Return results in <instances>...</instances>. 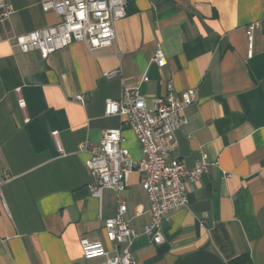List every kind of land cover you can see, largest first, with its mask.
I'll use <instances>...</instances> for the list:
<instances>
[{
	"label": "crops",
	"instance_id": "crops-1",
	"mask_svg": "<svg viewBox=\"0 0 264 264\" xmlns=\"http://www.w3.org/2000/svg\"><path fill=\"white\" fill-rule=\"evenodd\" d=\"M5 1L13 13L0 24V175L11 180L2 186L0 264H104L85 260L79 241L111 250L104 221L120 202L137 233L130 245L137 264H264V25L253 30L250 56L245 34L264 17V0H126L109 47L90 51L76 42L45 59L22 53L12 39L58 17L42 11L45 0ZM157 47L166 59L161 69L151 62ZM112 71L119 73L104 76ZM167 84L177 96L195 90L170 158L190 169L205 154L211 165L186 186L187 206L162 221L156 245L143 234L150 217L141 174L132 171L121 193L103 189L94 197L89 155L77 146L121 128L138 161L134 133L104 115V102L128 87L151 107Z\"/></svg>",
	"mask_w": 264,
	"mask_h": 264
},
{
	"label": "built area",
	"instance_id": "built-area-1",
	"mask_svg": "<svg viewBox=\"0 0 264 264\" xmlns=\"http://www.w3.org/2000/svg\"><path fill=\"white\" fill-rule=\"evenodd\" d=\"M126 0H45L41 4L43 12H53L59 19L55 25L13 37V45L22 53L38 51L42 58L68 47L72 43H85L90 51L109 47L114 39V25L126 16ZM13 9L5 0H0V24L7 21ZM264 25V17L246 27L248 55H251L252 33ZM151 62L161 69L166 65L162 50L157 47ZM119 72L104 73L112 78ZM167 93L153 99L147 107L144 97L136 89L123 87L118 100L106 99L104 115L119 117L131 130L138 142L141 158L134 161L126 147V138L121 128L104 133L102 140L95 145L87 141L79 143L78 153H87L85 167L92 182L88 186L94 197H99L103 189L116 193L127 187V178L132 171L141 174V187L148 201L149 223L144 226L143 234L151 237L154 244L162 242L160 225L169 219L170 213L187 206L186 186L194 185L207 173L211 163L201 154L190 169L178 159L170 156L176 149L175 133L187 124L184 114L186 107L195 99V90L187 89L178 96L171 84L166 86ZM17 106L24 112L26 103L20 88L15 89ZM75 101L83 104L82 95ZM24 117V122H28ZM57 132L52 135L56 136ZM217 166V163H213ZM11 177L3 172L0 175V213L6 210L2 186ZM126 205L120 202L113 218L104 221L105 239L113 245L108 250L102 242L79 241L81 255L85 260L102 258L104 264H137L130 252V245L137 237L123 219Z\"/></svg>",
	"mask_w": 264,
	"mask_h": 264
},
{
	"label": "trees",
	"instance_id": "trees-1",
	"mask_svg": "<svg viewBox=\"0 0 264 264\" xmlns=\"http://www.w3.org/2000/svg\"><path fill=\"white\" fill-rule=\"evenodd\" d=\"M240 261H241V258H238V260H237V261H235V263H234V264H240ZM247 264H251V262L249 261Z\"/></svg>",
	"mask_w": 264,
	"mask_h": 264
}]
</instances>
